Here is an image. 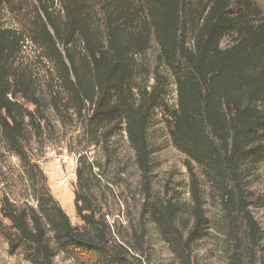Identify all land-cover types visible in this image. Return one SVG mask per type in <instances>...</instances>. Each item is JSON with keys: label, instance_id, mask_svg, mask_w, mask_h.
I'll use <instances>...</instances> for the list:
<instances>
[{"label": "trees", "instance_id": "1", "mask_svg": "<svg viewBox=\"0 0 264 264\" xmlns=\"http://www.w3.org/2000/svg\"><path fill=\"white\" fill-rule=\"evenodd\" d=\"M18 1L0 0V13L18 6ZM33 1L31 41L62 70L67 98L64 103L52 99L59 114L65 108L72 110L92 144H104L125 132L147 185L153 154L147 135L161 80L151 92L139 91L137 101L131 83L133 53H145L152 35L176 87V107L166 110L172 144L205 169L213 185L223 191L227 206L246 204L243 171L264 162V19L254 3L206 0L208 6L199 11L196 25H191L190 45L185 39L188 16L194 13L188 11L189 0ZM56 2L61 7L60 19L54 13ZM97 24L104 34L102 45L94 39ZM229 37L235 44L223 49V40ZM56 42L65 47L64 55ZM21 44L15 32L0 26V132L28 168L25 173L37 209L18 208L3 197L0 215L10 227L2 234L12 252H20L31 264H55L61 254L86 258L88 264H126L105 214L92 200L85 178L90 169L78 170L75 206L83 225L75 227L52 196L41 168L27 157V127L39 137L37 121L46 119L38 112L40 104L29 83L13 69ZM76 46L83 50L82 59L77 58ZM20 100L37 106L36 111L25 109ZM175 211L171 203L163 209L143 208L179 263L192 264L203 234L210 229L208 221L199 201L193 227L179 226ZM245 219L250 241L261 258L258 264H264V232L250 215ZM229 264H238L237 258L232 257Z\"/></svg>", "mask_w": 264, "mask_h": 264}, {"label": "rangeland", "instance_id": "2", "mask_svg": "<svg viewBox=\"0 0 264 264\" xmlns=\"http://www.w3.org/2000/svg\"><path fill=\"white\" fill-rule=\"evenodd\" d=\"M189 1L188 11L194 13L192 17L188 16L187 24L190 27L186 28L185 39L191 45V25H196L199 11L208 4L206 0ZM250 1L264 19V0ZM33 2L19 0L18 6L3 8L0 26L15 32L22 40L13 69L25 83H29L30 90L36 94L40 104L38 112L46 119V122L40 119L37 121L41 131L39 137L34 129L27 127L30 136L25 145L27 157L37 163L47 177L52 196L68 215L72 225H83L77 217L75 206L78 170L90 169L85 178L91 186L92 200L105 214L116 248L126 264H180L153 225L151 215L143 214V208L148 205V208L163 209L171 203L176 209L174 217L177 218V224L182 226L185 223L193 227L198 201L210 229L203 234L192 264H229L234 256L238 264H258L261 258L250 241L245 216L250 215L258 229L264 232V162L243 171L246 204L236 202L234 206H227L222 200L223 191L213 185L205 169L188 159L172 144L169 114H166V110L172 111L176 107V87L169 68L160 61L158 44L150 35L147 51L143 54L133 53L135 70L131 83L134 100L137 101L139 91L151 92L158 85V80H161L158 86L160 98L150 113L147 138L153 154L146 185L125 132L109 137L104 144H92L84 134L81 119L72 110L67 111L65 108L59 114L54 109L53 97L64 103L67 95L61 68L46 57L47 52L31 41L29 29ZM60 12L61 7L56 2L54 13L59 19ZM143 19H147V16ZM101 27L100 24L93 27L94 39L99 45L104 42ZM56 44L64 55L65 47L60 42ZM234 44L233 37H229L223 40L222 48L228 49ZM75 51L78 59L84 57L81 47L76 46ZM87 74L91 77L90 72ZM20 104L31 112L37 109V106L26 100H20ZM60 106L62 109L63 106ZM66 155L77 161V179L65 188L58 185L62 172L56 173L54 169L56 160ZM27 169L25 163L11 151L0 132V211L1 200L5 196L18 208L29 206L37 209L31 183L25 173ZM145 185L149 189L148 194ZM0 223L3 225L0 228V264H31L20 252H12L6 234H2L3 231H9L10 223L1 215ZM54 262L88 264L89 260L61 254Z\"/></svg>", "mask_w": 264, "mask_h": 264}, {"label": "built area", "instance_id": "3", "mask_svg": "<svg viewBox=\"0 0 264 264\" xmlns=\"http://www.w3.org/2000/svg\"><path fill=\"white\" fill-rule=\"evenodd\" d=\"M76 164L77 161H74V158L66 155L63 158H59L55 163V172L61 173L62 176L59 178L58 185L60 187H70L72 182H75L77 179L76 175Z\"/></svg>", "mask_w": 264, "mask_h": 264}]
</instances>
